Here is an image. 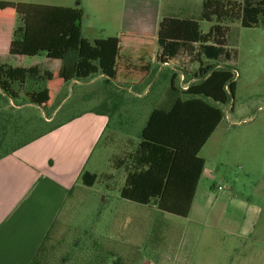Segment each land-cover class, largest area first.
I'll return each instance as SVG.
<instances>
[{
    "label": "rangeland",
    "instance_id": "rangeland-1",
    "mask_svg": "<svg viewBox=\"0 0 264 264\" xmlns=\"http://www.w3.org/2000/svg\"><path fill=\"white\" fill-rule=\"evenodd\" d=\"M12 1L81 9L82 36L91 42L118 36L125 8V0ZM169 16L194 20L204 33L212 26L203 20L194 0H162L160 20ZM228 27L227 45L217 61L208 59L196 45L162 65L157 46L146 82L152 86L148 96L138 101L134 125L138 130L156 108L168 109L177 97L187 99L183 93L195 82L193 74L200 62L232 66L237 73L234 98L222 107L224 119L201 153L213 173V199L196 201L189 216L182 218L160 212L153 203L143 206L122 199L121 177L108 193L104 175L114 171L112 160L120 155V144L117 139L109 147L101 142L88 166L99 175L98 181L91 189L76 190L62 210L50 235V244L58 252L50 264H58L57 258L64 264H79L86 251L95 253L94 248L107 264H264V26L244 28L236 22ZM76 60L72 51L66 64ZM0 64L38 66L42 72L55 71L57 66L44 54L31 58L3 50ZM81 82L65 88L69 97L60 104L59 96L49 111L27 104L23 93L10 104L0 97V114L9 115L13 124L1 129L0 136L5 133L18 143L86 110L109 109L111 126H117L118 99L135 98L133 92L142 94L146 85L135 90L118 88L103 78ZM14 126H19L17 133ZM206 185L207 179L202 182ZM254 207L262 210L261 215L253 213Z\"/></svg>",
    "mask_w": 264,
    "mask_h": 264
},
{
    "label": "trees",
    "instance_id": "trees-1",
    "mask_svg": "<svg viewBox=\"0 0 264 264\" xmlns=\"http://www.w3.org/2000/svg\"><path fill=\"white\" fill-rule=\"evenodd\" d=\"M158 5L159 0H125L118 36L91 42L82 36L83 11L79 8L0 0V51L31 58L44 54L47 60L57 62L55 71L44 72L38 66L12 68L0 64V97L10 104L23 93L27 104L49 111L72 81L102 75L107 82L121 87L140 86L152 73L150 61L157 45L162 63L196 45L208 59L217 61L227 45L228 24L238 22L244 28L264 26V0H205L201 15L212 23L207 33L194 20H159ZM72 51L77 53V60L68 65L66 58ZM193 78L195 82L183 93L187 99H177L169 111L154 110L150 114L132 157L133 173L121 191L122 199L143 206L153 203L160 212L182 218L190 214L204 169L200 151L223 121L222 107L231 104L236 89L232 66L200 62ZM63 123L18 143L2 134L0 160ZM11 124L10 116L1 113L0 130ZM14 129L17 133L19 126ZM98 178L88 171L81 175L86 187H93ZM54 227L30 264L54 261L58 254L57 247L50 244ZM94 249L92 255L86 251L79 264H107ZM55 261L64 264V259Z\"/></svg>",
    "mask_w": 264,
    "mask_h": 264
},
{
    "label": "crops",
    "instance_id": "crops-1",
    "mask_svg": "<svg viewBox=\"0 0 264 264\" xmlns=\"http://www.w3.org/2000/svg\"><path fill=\"white\" fill-rule=\"evenodd\" d=\"M161 1L159 0L158 5L159 14ZM204 1L194 0L198 8H202ZM158 55L156 54L159 59L161 49ZM174 59L167 63H162L160 59L159 61L162 65H169ZM98 78L105 79L102 75H97L88 80L93 82ZM146 82H144L146 85L142 94L132 91L135 98L118 99L117 126H111L112 118L109 109L107 111L86 110L66 118L63 120L64 123L55 130L0 160V264H30L32 262L70 197L76 190L93 188L86 187L82 183L81 175L85 171L97 174L88 166L96 147L101 142L109 147L117 139L120 144V155L112 160L114 171L104 175V186L109 193L110 187L121 177L123 179L119 188L121 196L128 175L133 173L132 157L139 147L142 131L150 116H147L145 124H142L138 130L134 128V125L138 123L136 114L138 101L148 96L152 86L151 83ZM81 84H83L81 81H72L66 85L59 95L62 98L60 104L69 97L65 88ZM116 86L121 89L127 88ZM140 86L128 88L136 90ZM64 90H66L65 93H63ZM177 99L186 98L177 97L168 109L156 108L155 110L169 111ZM57 113L55 112L50 120ZM204 147L200 151V157ZM114 160L117 161V167H114ZM204 161V169L194 194L192 208L196 201L213 199L210 191L213 173L208 168L207 161L205 159ZM206 179L208 185L203 187L202 182ZM257 212L261 215L262 210L254 207L253 213Z\"/></svg>",
    "mask_w": 264,
    "mask_h": 264
},
{
    "label": "built area",
    "instance_id": "built-area-1",
    "mask_svg": "<svg viewBox=\"0 0 264 264\" xmlns=\"http://www.w3.org/2000/svg\"><path fill=\"white\" fill-rule=\"evenodd\" d=\"M236 75H237V73H236ZM222 188L221 187H219V190H221Z\"/></svg>",
    "mask_w": 264,
    "mask_h": 264
}]
</instances>
